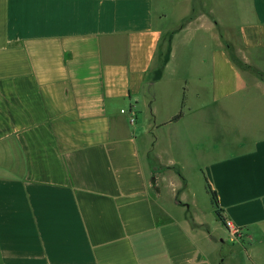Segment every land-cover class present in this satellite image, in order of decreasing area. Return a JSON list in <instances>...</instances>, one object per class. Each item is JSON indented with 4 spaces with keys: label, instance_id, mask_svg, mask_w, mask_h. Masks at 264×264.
<instances>
[{
    "label": "crops",
    "instance_id": "0c3cea01",
    "mask_svg": "<svg viewBox=\"0 0 264 264\" xmlns=\"http://www.w3.org/2000/svg\"><path fill=\"white\" fill-rule=\"evenodd\" d=\"M178 1L168 27L155 0H0V264H264V119L257 135L197 144L224 240L158 147L189 95L243 114L258 102L264 117V0H198L196 19ZM184 51L211 78H184L179 110L156 120Z\"/></svg>",
    "mask_w": 264,
    "mask_h": 264
},
{
    "label": "rangeland",
    "instance_id": "374dc122",
    "mask_svg": "<svg viewBox=\"0 0 264 264\" xmlns=\"http://www.w3.org/2000/svg\"><path fill=\"white\" fill-rule=\"evenodd\" d=\"M155 3V10H163L168 16L165 25L168 27L176 26L180 16V7H177L180 4L179 1L155 0ZM189 3L193 6V13H190L191 16L193 19L199 18V15L204 12L203 4H199L198 0H189ZM197 34L203 37L202 31ZM185 52H183L184 59L178 62H176V59L166 71L164 82L156 99V120L165 121L173 112L176 113L179 110L181 87L184 78L193 84L191 87L200 86L199 83H195L198 78V75H196L197 71L200 73L201 80L205 83L211 78L206 77L204 68L202 70L198 66L200 59L186 57ZM186 58L188 59L186 60ZM185 61H187L186 70L183 67L181 68L182 63ZM189 98L191 112L186 116L183 124L173 125L159 131L158 147L165 154L164 158L173 159L178 168L182 169L187 181L188 194L191 196V200L196 201L195 209L197 212L194 213V217L206 223L207 230H210L215 238L224 240L227 234L214 214V208L206 190L204 174L201 171L202 166L208 161L209 155L205 149L197 148V144L204 142V136L210 138L207 142H211L213 139L219 140L221 145L224 146L226 145L225 143L230 141H239L246 139L248 136L257 135L262 131H256V126L263 123L262 108L258 102H255L243 114L241 102H232L229 99H225L214 104L213 99L211 100L210 97L205 98L202 96L197 98L193 96L191 99L189 95ZM236 106L239 107L237 108Z\"/></svg>",
    "mask_w": 264,
    "mask_h": 264
},
{
    "label": "built area",
    "instance_id": "2783aa9c",
    "mask_svg": "<svg viewBox=\"0 0 264 264\" xmlns=\"http://www.w3.org/2000/svg\"><path fill=\"white\" fill-rule=\"evenodd\" d=\"M121 113L124 114L126 113L128 116V121L129 123L132 125L135 123V112H133L132 110L125 112L124 110H121ZM224 226L227 229L229 235L235 239H241L243 237L242 232L240 231L239 227H236L231 221L229 220H224Z\"/></svg>",
    "mask_w": 264,
    "mask_h": 264
},
{
    "label": "trees",
    "instance_id": "16d2710c",
    "mask_svg": "<svg viewBox=\"0 0 264 264\" xmlns=\"http://www.w3.org/2000/svg\"><path fill=\"white\" fill-rule=\"evenodd\" d=\"M182 114H183V111H182V108H181L179 113L171 118L170 122H176L177 120H179L182 117ZM204 180H205V186H206L207 193L210 196L211 204H212V206L214 208V212H215L216 216L219 218V220L222 222L223 221V217L221 216L220 209L218 207L217 195H216L215 191L211 188V186L208 183L207 179L204 178Z\"/></svg>",
    "mask_w": 264,
    "mask_h": 264
}]
</instances>
